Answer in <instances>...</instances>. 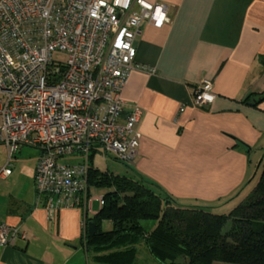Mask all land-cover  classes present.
Masks as SVG:
<instances>
[{
    "label": "crops",
    "instance_id": "obj_1",
    "mask_svg": "<svg viewBox=\"0 0 264 264\" xmlns=\"http://www.w3.org/2000/svg\"><path fill=\"white\" fill-rule=\"evenodd\" d=\"M146 1L166 3L171 21L143 23L135 39L140 67L122 92V116L142 110L134 167L176 197L231 201L249 191L264 164V0ZM202 79L212 81L215 98L196 107ZM33 169L22 188L12 170L0 179V221L24 234L0 248V264H70L85 215L100 207L50 216L34 202Z\"/></svg>",
    "mask_w": 264,
    "mask_h": 264
},
{
    "label": "built area",
    "instance_id": "obj_2",
    "mask_svg": "<svg viewBox=\"0 0 264 264\" xmlns=\"http://www.w3.org/2000/svg\"><path fill=\"white\" fill-rule=\"evenodd\" d=\"M168 13L160 1L0 0V144L8 151L0 179L11 173L9 159L22 147L36 148L35 204L43 203L50 216L69 207L90 212L91 149L132 161L142 110L132 106L122 116V92L140 67L135 39L141 25L169 24ZM214 98L212 81L202 79L192 105ZM95 200L103 205L102 196ZM18 236L24 237L19 228L0 221V248Z\"/></svg>",
    "mask_w": 264,
    "mask_h": 264
},
{
    "label": "trees",
    "instance_id": "obj_3",
    "mask_svg": "<svg viewBox=\"0 0 264 264\" xmlns=\"http://www.w3.org/2000/svg\"><path fill=\"white\" fill-rule=\"evenodd\" d=\"M98 152L101 148L94 146L89 155V188L108 186L111 191L102 196L98 212L83 219L87 264H134L140 243L164 264H264V164L246 199L216 214L182 204L135 174L98 170L93 166ZM104 220L111 223L110 230L101 229ZM90 221L96 227L92 235L87 231Z\"/></svg>",
    "mask_w": 264,
    "mask_h": 264
},
{
    "label": "rangeland",
    "instance_id": "obj_4",
    "mask_svg": "<svg viewBox=\"0 0 264 264\" xmlns=\"http://www.w3.org/2000/svg\"><path fill=\"white\" fill-rule=\"evenodd\" d=\"M56 58L62 59L63 57L62 55L57 54ZM7 156H8L7 149H5L4 147H0V159L4 157V161H5ZM36 158H37L36 149L33 147L24 146L21 152H17L16 154L13 155V158L9 159V162H11L10 163L11 170L14 173V177H16L15 187L17 188L24 187V184L27 182L26 180L27 176L31 174L30 172L32 171L33 168L35 169ZM63 160H66V159H63ZM134 163L135 162H132V161L124 162V163L119 162L115 160L111 154H103V152H98L93 157V166L96 167L100 171H109V172H114L118 174H127V175L135 174L136 176L142 177L146 181L155 185L156 183H154L155 181L151 177L147 176L146 174H141L135 169ZM34 169H33V173H34ZM259 174L254 180V182L252 183V185L250 186V188H248L249 190L248 192L247 191L241 192L234 199L228 202H226V199H224L225 197H222V199H218V200L216 199L215 201H211V200L206 201V200H201L198 197H193V198L187 197L183 199L182 197H178V196L176 197L171 194L170 195L173 196L175 199H177L179 202L186 203L187 205L202 206L204 208H208L213 213L223 214V213L228 212L227 208H232L235 205H237L239 202L246 199L253 185L257 183ZM252 176L253 174L249 177L247 181L252 180L251 179ZM110 191H111V188L108 186H96V185L91 184L90 189H89V195L93 199L92 206L96 209L98 207V201L95 200V198L104 196ZM147 225L152 226V221L147 222ZM228 228H229V223H227L224 226L223 231ZM101 229L105 231L110 230L111 223L106 220L102 221ZM76 245L78 247V250L73 253V255L69 258L67 263L87 264V257H86V254H85V251L82 245V238L80 239V237H78ZM134 264H164V263L158 260H155L148 252L144 243H140L138 245V252H137Z\"/></svg>",
    "mask_w": 264,
    "mask_h": 264
},
{
    "label": "water",
    "instance_id": "obj_5",
    "mask_svg": "<svg viewBox=\"0 0 264 264\" xmlns=\"http://www.w3.org/2000/svg\"><path fill=\"white\" fill-rule=\"evenodd\" d=\"M87 231H88V234L92 235L95 233L96 231V227H95V224L94 222L90 221L87 225Z\"/></svg>",
    "mask_w": 264,
    "mask_h": 264
},
{
    "label": "bare ground",
    "instance_id": "obj_6",
    "mask_svg": "<svg viewBox=\"0 0 264 264\" xmlns=\"http://www.w3.org/2000/svg\"><path fill=\"white\" fill-rule=\"evenodd\" d=\"M89 183V182H88Z\"/></svg>",
    "mask_w": 264,
    "mask_h": 264
}]
</instances>
